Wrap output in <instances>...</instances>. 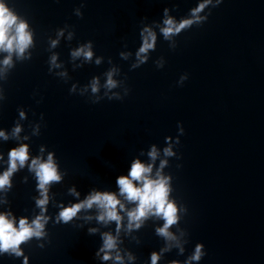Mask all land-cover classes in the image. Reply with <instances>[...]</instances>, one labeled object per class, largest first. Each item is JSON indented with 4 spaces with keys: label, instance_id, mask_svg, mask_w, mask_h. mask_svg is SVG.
<instances>
[{
    "label": "water",
    "instance_id": "1",
    "mask_svg": "<svg viewBox=\"0 0 264 264\" xmlns=\"http://www.w3.org/2000/svg\"><path fill=\"white\" fill-rule=\"evenodd\" d=\"M197 2L6 0L29 22L33 46L25 53L31 52V60H17L13 55L15 68L0 78L6 96L0 101V128L10 131L18 108L23 107L28 113L23 121L25 132L30 134V126L40 122L43 113L41 133L25 142L33 156L40 154L41 145L47 146L45 159L48 151H55L67 175L52 191L57 201L67 203L74 200L67 192L72 185L81 192V199L92 188L116 191V177L127 174L131 161H148L150 145L162 149L165 137L175 138L177 123L182 122L185 132L176 149L181 159L167 158L164 173L173 176L172 195L188 207V214L174 229L187 244L184 255L173 249L165 260L183 261L202 242L207 255L199 264H264V0H223L202 26L165 41L158 28L163 9L173 8L170 15L180 18ZM82 3L81 18L74 9ZM142 20L157 31V48L147 63L130 70L140 44ZM65 24L72 26L73 40L67 39L69 28L57 47L51 48L49 37L55 39L56 29ZM88 40L94 43L92 62L72 61L71 48ZM174 43L177 47L172 50ZM120 51L133 55L126 61ZM53 53L59 54L57 63L63 67L53 68L50 74L48 62ZM6 55L0 53V60ZM97 56L103 57L99 65ZM161 56L166 63L158 69L154 61ZM74 65L82 67L74 69ZM111 67L121 69L114 79L127 77L130 92L123 100L105 97L92 103L90 87L85 96L79 95L93 76H99L103 85L104 73ZM64 71L67 76L58 75ZM183 73L189 78L179 86ZM73 83L77 92L70 94ZM104 91L101 87L100 94ZM15 144L13 139H0L5 160ZM164 158L161 152L156 167ZM177 164L182 166L177 168ZM5 166L0 161V171ZM25 176L26 184L22 182ZM13 182L9 206L17 216L33 215L38 211L34 209L33 175L25 168L15 174ZM5 207L0 205V210ZM57 211L49 205L53 217ZM79 223L84 221L50 222L44 248L35 239L22 245L30 264H99L94 254L100 237L89 235L87 227L108 229L95 220L84 228L74 226ZM162 223L155 218L148 221L135 233L139 244L125 240L124 246L137 255V264H144L151 251L163 246L154 231ZM0 264H22V258L5 254Z\"/></svg>",
    "mask_w": 264,
    "mask_h": 264
},
{
    "label": "clouds",
    "instance_id": "2",
    "mask_svg": "<svg viewBox=\"0 0 264 264\" xmlns=\"http://www.w3.org/2000/svg\"><path fill=\"white\" fill-rule=\"evenodd\" d=\"M223 3V0H198L195 7L189 9L188 13L180 18L170 15L173 8L165 7L163 9L160 21L159 35L165 41L173 40L183 31L191 29L193 26H202L211 15V10ZM84 7L82 3L74 9L77 17H83L81 9ZM176 7V6H174ZM207 10V11H206ZM146 17L144 18V20ZM139 31L140 44L136 49L134 62L130 65V70L137 69L147 63L151 57V53L157 48L158 33L150 24L141 21ZM72 29L71 25L65 24L64 27L57 28L55 31V39L49 37L50 47L56 48L64 37L67 29ZM75 32L72 29L68 31L67 39L73 40ZM33 46V31L30 29L29 22L20 17L7 3L6 0H0V53H7L0 60V78L4 77L11 69L15 68L13 55L17 60H31L32 54L29 50ZM124 47H127L125 44ZM177 45H172L175 50ZM94 43L88 40L79 43L78 46L71 48L70 58L72 61L82 58L84 62L91 63L94 56ZM133 53L120 51L119 56L124 60H128ZM59 59L58 53H53L49 60V73L53 68L63 67L62 63H57ZM102 56H97L95 63L99 65ZM112 63L109 58V64ZM166 60L163 56L154 61L158 69L165 66ZM82 67V65H74ZM60 76H67V71L58 73ZM104 75L106 80L101 85L99 76H93L88 85H85L79 92V95L85 96L88 88L91 94L88 95L92 103H98L105 97L108 100H123L129 92L130 88L126 84V75L122 80L114 79V76L121 75V69L111 67ZM189 74L183 73L177 84L183 86L188 80ZM101 87L105 89L101 95ZM122 87V91L120 90ZM70 94L77 92V84L73 83L69 89ZM6 99L5 89L0 85V101ZM28 119V113L23 108H18V118L16 119L11 130L0 128V139L8 141L13 139L16 141L14 147H11L6 154L0 153V161L6 165L0 171V205L7 207L0 210V256L7 254L13 258H22V264H30V257L25 253L22 245L30 243L33 239L38 242V247L44 248L45 242L48 241L49 232L47 226L50 222L54 224H69L74 221L83 220L84 223L75 224V227L84 228L95 220L97 225L107 228L101 231V227L89 226L87 232L89 235L99 234L100 245L95 251L94 259L99 264H137V255L124 246L125 240L130 239L137 244L140 243L139 236L135 233L139 232L146 226L148 221L155 218L163 221V223L154 228L155 234L163 240V246L159 250L150 252L148 260L144 264H199L207 255L205 245L202 242L195 244L191 254L183 261L179 259L165 260V254L177 249V255H184L187 244L177 236L174 230L180 225L181 220L188 214L186 204L178 203L172 195L173 176L171 173L165 174L164 169L169 164L167 158L175 157L181 159V155L176 151L180 145V137L184 134L185 129L182 122L177 123L178 134L175 138L171 135L165 137V146L160 147L153 143L147 152L148 161L135 158L131 161L127 174L118 175L116 177V191L99 190L92 188L81 199V192L78 191L76 185H72L67 189L70 196L74 200L65 203L56 200V193L52 191L53 185L63 182L66 171H61L58 158L55 151H48L46 159L44 153L47 146L41 145L39 155L33 156L30 152L29 141L32 135L41 133L44 115L41 113L40 122L32 123L31 133L25 132L23 121ZM21 133H25L21 135ZM163 154L164 159L160 160L159 167H156V161ZM182 165L177 164V168ZM27 168L28 172L33 175L35 180V191L37 195L34 200V214L17 216L11 209L8 200V193L14 187L13 178L16 173ZM155 168V171H154ZM23 183H28V177L22 179ZM55 207L58 211L53 215L49 214V205ZM87 213L81 216V213ZM94 212V214H93ZM114 224V228L112 225ZM183 235V232H181ZM50 242V241H49Z\"/></svg>",
    "mask_w": 264,
    "mask_h": 264
}]
</instances>
